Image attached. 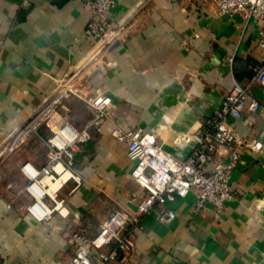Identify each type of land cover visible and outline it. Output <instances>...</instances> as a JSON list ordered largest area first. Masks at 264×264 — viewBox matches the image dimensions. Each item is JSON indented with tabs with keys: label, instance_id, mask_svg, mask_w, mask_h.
Returning <instances> with one entry per match:
<instances>
[{
	"label": "crops",
	"instance_id": "0c3cea01",
	"mask_svg": "<svg viewBox=\"0 0 264 264\" xmlns=\"http://www.w3.org/2000/svg\"><path fill=\"white\" fill-rule=\"evenodd\" d=\"M110 17L125 25V39L88 88L91 95H108L114 107L106 124L92 127L90 140L75 147L81 184L65 183L58 190L60 211L38 219L29 211L33 198L21 167L47 164L46 138L40 134L44 143H33L49 150L43 158H21L16 150L0 160V264H67L75 255L74 232L93 239L115 210L137 211L147 192L133 177L134 162L113 135L116 128L154 132L187 158L195 143H180L178 134L203 126L239 82L252 84L261 110L246 111L232 124L242 137L264 140V85L252 83L253 69L264 64L259 24L218 15L214 0H115ZM93 19L85 0H0V146L95 52L98 40L85 35ZM62 109V120L79 130L94 118L77 98ZM231 186L222 212L209 206L197 213L192 192L168 204L176 213L171 223L154 212L144 215L134 250L119 251L109 264H264V150L242 153Z\"/></svg>",
	"mask_w": 264,
	"mask_h": 264
},
{
	"label": "built area",
	"instance_id": "2783aa9c",
	"mask_svg": "<svg viewBox=\"0 0 264 264\" xmlns=\"http://www.w3.org/2000/svg\"><path fill=\"white\" fill-rule=\"evenodd\" d=\"M214 3L220 16L239 14L247 22L259 24L260 44L264 47V0H214ZM114 6L115 0H85V7L94 17L85 35L98 40L95 52L59 80L56 92L30 122L0 146V160H3L34 134L38 135L43 126L53 130L46 142L50 150L47 164L39 167L26 162L21 167L28 180L25 190L33 198L29 211L38 219L60 211L63 201L57 198L58 190L65 183L74 180L81 184L82 178L75 166V147L90 140L92 127L100 128L106 124L114 107L108 95H91L88 88L89 78L105 72L106 58L112 48L125 39V25L116 26L110 17ZM253 72L252 83L264 85V64L255 67ZM71 98L79 99L94 112L90 125L82 130L68 121L58 118L56 122L52 121ZM260 110L261 104L253 95L252 84L236 82L224 94L222 106L203 126L193 132L178 134L180 143H195L187 158L168 150L154 132L139 128L113 130V135L127 145V155L134 162L133 177L147 195L138 203L136 212L115 210L103 222L95 238L74 232L75 255L67 264H109L118 259L119 251L131 252L136 246L137 231L142 227L144 215L154 212L160 222L171 223L176 219V213L167 207L168 204L192 192L197 196V213L209 206H216L218 212H222L233 196L231 181L242 153L264 150V140L242 137L232 121L241 119L246 111L257 114ZM50 183H60L59 188L50 191ZM47 197L53 201V207L47 204ZM108 245L115 247L110 252L104 251Z\"/></svg>",
	"mask_w": 264,
	"mask_h": 264
},
{
	"label": "rangeland",
	"instance_id": "374dc122",
	"mask_svg": "<svg viewBox=\"0 0 264 264\" xmlns=\"http://www.w3.org/2000/svg\"><path fill=\"white\" fill-rule=\"evenodd\" d=\"M62 110H60L59 112H57V115H55V117L52 120L53 122H56L57 121V118L60 119V121H61L63 118H65L67 116L66 111H62ZM64 122H65V120H64ZM68 122H70V121H68ZM52 128L56 130V126H54L53 124H52ZM41 129L42 130L41 131L39 130L38 135L37 134H34L30 138V141H28V142H32V143H31V145H29V147L27 149H25V150L23 149L24 148V145H22L19 149H17L18 150L17 151V154L19 155V157H21V158H26V157L28 158V157H30V158H32L34 160H38L39 158H43L45 156V153L47 151H49L48 150L49 147L47 146V144H46V147H48L47 150L44 147H42V145L40 146L39 144H37V145H34L33 144V143H35L34 141L41 142V144L44 143L43 142V139H41V137H39L40 134H41L42 137H44V140L46 138L45 142H47V140L52 136L53 130L51 128L47 127V125L43 126ZM42 131L44 133H42ZM49 155H50V153H49Z\"/></svg>",
	"mask_w": 264,
	"mask_h": 264
},
{
	"label": "bare ground",
	"instance_id": "6f19581e",
	"mask_svg": "<svg viewBox=\"0 0 264 264\" xmlns=\"http://www.w3.org/2000/svg\"><path fill=\"white\" fill-rule=\"evenodd\" d=\"M66 178V177H65ZM64 178V179H65ZM59 184L60 183H56V184H54V183H50V191H56L58 188H59Z\"/></svg>",
	"mask_w": 264,
	"mask_h": 264
}]
</instances>
